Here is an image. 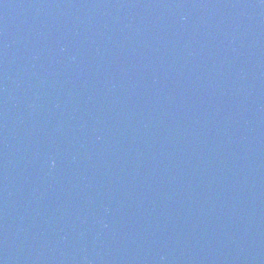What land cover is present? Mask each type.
Returning a JSON list of instances; mask_svg holds the SVG:
<instances>
[{"label": "water", "instance_id": "water-1", "mask_svg": "<svg viewBox=\"0 0 264 264\" xmlns=\"http://www.w3.org/2000/svg\"><path fill=\"white\" fill-rule=\"evenodd\" d=\"M0 264H264V0H0Z\"/></svg>", "mask_w": 264, "mask_h": 264}]
</instances>
